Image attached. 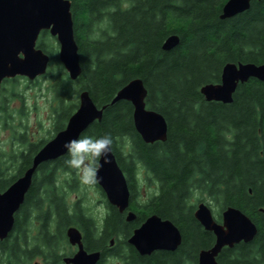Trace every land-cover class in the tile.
<instances>
[{"label":"trees","instance_id":"1","mask_svg":"<svg viewBox=\"0 0 264 264\" xmlns=\"http://www.w3.org/2000/svg\"><path fill=\"white\" fill-rule=\"evenodd\" d=\"M69 1L81 66L78 80L98 108L106 106L101 120L81 136L112 137L111 149L130 192L129 210L136 217L126 222L125 213L107 201V214L99 220L80 201L69 206L54 181L57 169L68 170L67 157L42 164L20 212L26 217L27 209L33 211V219L29 224L18 220L0 241V264H29L37 255L43 264H62L70 226L81 230L88 252H101L97 264L109 253L120 264H197L199 251L210 248L214 236L193 216L195 194L198 203L218 208V223L220 212L234 207L257 227L252 242L223 248L217 263L264 264V82L239 84L230 104L207 102L200 93L202 86L220 82L228 62L264 64V0H251L247 11L225 20L219 15L227 0H133L127 8H121L125 0ZM103 21L106 29L93 37V26ZM170 35H177L179 43L163 51ZM135 78L147 90L146 108L167 123L164 142L142 141L129 102L110 105ZM25 164L30 166L29 160ZM141 173L153 186L144 198L138 190ZM15 179L0 177V190ZM154 214L178 228L181 244L173 252L141 256L126 240ZM111 239L114 244L107 249Z\"/></svg>","mask_w":264,"mask_h":264},{"label":"water","instance_id":"2","mask_svg":"<svg viewBox=\"0 0 264 264\" xmlns=\"http://www.w3.org/2000/svg\"><path fill=\"white\" fill-rule=\"evenodd\" d=\"M251 0H227L219 19H230L247 11ZM262 1V0H259ZM69 0H0V83L4 78L16 75L34 78L44 74L48 56L36 49V42L42 31H48L59 45V60L71 80L81 74L78 47L74 39L73 21ZM179 43L177 35L168 36L161 48L169 51ZM249 79L264 82V64L226 63L222 67L220 82L206 84L200 93L207 102L230 104L239 84ZM147 90L139 78L130 80L118 90L110 102L127 101L132 105L133 126L146 144L164 142L167 138V123L164 117L146 108ZM106 106L98 108L87 91L78 97V106L70 116L63 130L48 141L32 158L24 174L10 186L0 192V241L7 238L13 229L14 213L22 205L34 174L46 163L65 155L62 145L83 132L95 121H100ZM110 163L99 169V183L109 205L118 213H125V221L135 220V214L129 210L130 192L126 177L120 169L114 153L109 154ZM263 213L264 210L260 209ZM195 220L207 232L214 236V244L202 249L197 255V264H218L217 256L223 248H233L239 243H250L257 234V227L251 219L234 207H226L220 213L218 223L205 202L196 204L193 212ZM67 242L76 246V252L63 258L64 264H97L101 258L98 251L87 252L82 243V235L75 226L65 231ZM127 244L141 256L156 251H175L181 244L178 228L169 220L157 215L148 216L126 240ZM113 244V240L110 241ZM38 264V263H34ZM243 264V263H239Z\"/></svg>","mask_w":264,"mask_h":264},{"label":"flooded vegetation","instance_id":"3","mask_svg":"<svg viewBox=\"0 0 264 264\" xmlns=\"http://www.w3.org/2000/svg\"><path fill=\"white\" fill-rule=\"evenodd\" d=\"M131 2L133 0L123 1L121 8H127L131 5ZM45 37L50 39L48 44L43 42ZM40 43L43 47L39 46ZM36 49L41 50L48 56V64L44 74L35 76L34 78L16 75L14 77L4 78L0 83V134L2 135V138H0L1 178L16 176L15 180H17L24 174L25 170L29 167V165L25 164L26 161L29 160L31 163L34 155L58 132L65 128L68 119L77 109L78 97L83 91L78 80L79 77L76 80L69 78L68 73L59 60V45L56 38L52 37L48 31H42L39 34ZM39 103H41V108L38 107ZM39 111L42 113V116L37 115ZM43 115L45 118H43ZM44 121H47L51 125L49 137L34 140L33 128L40 130ZM65 157L66 155H63L44 164H52ZM11 170L13 172L10 175L9 172ZM54 181L57 183L56 179ZM64 184H67L68 188L75 186L73 180L70 183L64 180ZM9 186L0 190V192L6 190ZM98 189L104 198L102 204H104V216H106V198L99 187ZM26 197L27 194L18 211L14 213V223L22 219L24 224H29L33 219V211L30 212L28 209L27 214H25L26 217H24L23 213L20 214ZM78 230L83 239V233L80 229ZM111 240H113L114 244V239ZM110 241L107 249L113 246V244H110ZM69 247L71 252L69 254L67 252L66 255L61 257L62 264H64V257L72 256L77 250L76 246L69 245ZM112 259L116 260V256L109 253L104 256L103 264H108V261ZM116 263L120 264L118 260Z\"/></svg>","mask_w":264,"mask_h":264},{"label":"rangeland","instance_id":"4","mask_svg":"<svg viewBox=\"0 0 264 264\" xmlns=\"http://www.w3.org/2000/svg\"><path fill=\"white\" fill-rule=\"evenodd\" d=\"M106 29V24L103 21L102 23H98L93 26L92 29V36L95 38H99L101 36V31ZM44 43L48 44L50 42V39L48 37H45L43 40ZM41 103L38 104V107ZM37 115H41L42 113L39 111ZM43 118L45 116L43 115ZM40 129V128H39ZM51 125L50 123H47V121L43 122L42 128L40 130L34 129V140L35 139H41L45 137H49V132H51ZM0 138H2V135L0 134ZM13 170H11L10 175L12 174ZM55 179L57 180L56 185L61 190V192L65 193V200L69 206H71L76 201H80V203L85 208L87 214L92 217L95 220H99L104 216L105 210H104V204H102V200H104L103 196L101 195V192L99 191L98 187L96 185L89 186L85 185L80 180V174L78 171L68 168V170H57L55 174ZM64 180H67L69 183L71 180H73L75 186L70 187L71 189L67 187V184H64ZM140 182H138V190L140 197L144 198L150 195V193L153 190V186L148 185L145 179V176L143 173L140 174ZM199 196L197 194L193 195L191 198V202L193 204L198 203ZM140 201V200H139ZM212 211L213 216H215V213L218 211V208L213 205H208ZM34 226L35 223H34ZM33 232V229H32ZM69 246V245H68ZM66 246V249H64V253L71 252L70 247ZM117 259L108 261V264H117ZM43 264L42 256H34L29 264Z\"/></svg>","mask_w":264,"mask_h":264},{"label":"clouds","instance_id":"5","mask_svg":"<svg viewBox=\"0 0 264 264\" xmlns=\"http://www.w3.org/2000/svg\"><path fill=\"white\" fill-rule=\"evenodd\" d=\"M113 139L109 134L100 137L81 136L66 141L62 147L65 149V164L80 174L83 184L94 186L99 183L98 172L104 164L110 163L109 154Z\"/></svg>","mask_w":264,"mask_h":264}]
</instances>
